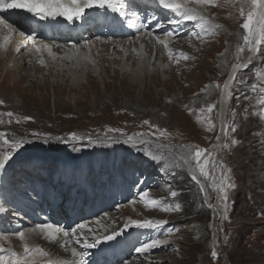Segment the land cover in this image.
I'll return each mask as SVG.
<instances>
[{
    "label": "rangeland",
    "instance_id": "obj_1",
    "mask_svg": "<svg viewBox=\"0 0 264 264\" xmlns=\"http://www.w3.org/2000/svg\"><path fill=\"white\" fill-rule=\"evenodd\" d=\"M178 2L186 4L193 14L208 21L205 25L207 33L199 27L198 20H186L180 13L177 17L180 22L192 24L189 33L171 35L167 39L166 49L158 43V39L168 38L164 33L167 29L159 25L155 28L157 33H153V29L144 24L141 35L133 38L138 39L137 44L133 40V45L127 42L129 45L114 50L131 48L136 55L129 58L130 62L115 58V53L110 57L109 53L104 52L102 57L99 53L98 69L95 70L90 57L81 53L84 57H80L77 68L80 73L75 72L77 75L66 72L63 68L66 61L61 57L54 64L56 71L43 60L41 64L39 58L35 65L45 73L27 81L23 80L22 76L26 74L22 72H9V76H2L3 72L0 71V101L3 102L0 103V133L3 134L0 135V158L5 154L11 156L6 168L0 169V182L3 183L1 178L6 182L3 188L2 185L0 187V195L11 194L13 190L16 196L4 203L5 208H14L21 202V208L30 211L23 214L18 212L19 209L17 212L6 209V225L11 230L0 233V246L3 238L8 239L33 227L35 219L42 221L41 225L48 224L40 218L45 211L34 209L31 207L33 203L23 199L24 196L33 195L29 186L35 183L29 169L36 165L35 169L44 174L43 185L38 192L40 189L48 192L56 197L59 204L66 202L64 210L70 223L62 220L53 226L71 231V227L77 228L80 224L88 223V220L92 224L95 220L101 221L93 224L96 226L94 232L85 231L91 237L84 239L87 242H94L95 233H100V237L105 235L100 229H108L112 219H115L119 230H130L132 235L127 238L128 242L135 237L134 245L129 246L134 253L132 255L138 259L139 256L154 258L150 264H167V257L173 260L172 264H264V105L260 103L264 100L261 93V89H264V44L259 46V51L254 43L246 45L243 41L245 31L241 26L247 13L252 11L251 0H213L212 4L197 3L196 0ZM103 10L117 13L111 9ZM127 11H130L129 6L119 13ZM91 12L87 11L85 17L102 14L100 9L94 11L93 15ZM159 19L151 17V22L156 24ZM253 27L258 25L254 23ZM112 32L109 26L105 29L97 25L78 38L83 42L82 39L93 35V39L83 42L91 45L99 36L108 41L107 33ZM129 33L132 36L135 34L134 31ZM142 35L146 36L143 38ZM32 37L39 39L35 34ZM130 39L126 38V41ZM141 39H151L157 48L171 51L172 56L164 53L160 58V53L150 43V50L154 48L150 71H146L139 81L138 77L130 75L133 72L136 74L131 65L134 66L136 59L139 60L137 47L139 50L141 46L145 47L144 42L140 43ZM60 44L64 48H73L77 39ZM98 47L106 48L102 45ZM241 47L244 48L243 52H239ZM59 53L62 56L64 52ZM0 58L6 59L7 56L1 53ZM159 58L165 64L162 70L157 67ZM59 60L64 63L59 65ZM125 62H129V65ZM29 63L32 64L33 60ZM245 63L247 67L242 66ZM17 64L18 61L7 66V69L16 70L19 68ZM238 64L241 67L237 69L235 66ZM75 76L79 80L77 85ZM226 84L229 87L226 88ZM12 99L19 105L18 110L8 104ZM213 105L215 107L209 112V106ZM146 120L149 124L144 123ZM232 128L236 131H231ZM157 129L164 131L165 135L161 136ZM73 133L85 139L72 140L70 136ZM88 136H91V141L86 138ZM129 136L133 138L131 143L128 142ZM5 140L9 143H4ZM21 141L23 147L15 150L11 147L13 143ZM122 144L126 147L123 156L120 154ZM93 149L100 153L97 163H94L96 158L91 154ZM197 149L204 152L200 164L194 157ZM81 153L91 154L94 160H88V156H81ZM152 156L158 159L154 160ZM31 159L34 166L28 163ZM205 160L209 161L206 166L203 163ZM59 161H68L67 165H82V180L76 177L70 179L72 183L60 180L64 168ZM201 167L208 176L201 173ZM192 176H196L199 183ZM11 181L13 185H9ZM221 186H225L228 196L226 212L221 199ZM53 188H56L55 191ZM172 192H176L175 197ZM33 199H36V195ZM152 200L156 201L155 206ZM177 204L180 210H176ZM132 205L157 222V225L154 224L156 227L147 231L137 227V232L135 226L129 225L130 214L126 212ZM53 207L50 203L46 209L50 213ZM165 208L171 210L165 211ZM15 214L18 218H15ZM160 221L166 223L159 224ZM60 237L63 241L64 237ZM74 237L73 240L77 236ZM156 239L165 243L144 253L136 251L143 244ZM11 240L13 250L18 253L16 248L19 244L13 237ZM120 247L123 251L129 250L127 245L123 247L121 244ZM103 248L100 247L101 251ZM213 251L217 252L215 258L211 255Z\"/></svg>",
    "mask_w": 264,
    "mask_h": 264
},
{
    "label": "bare ground",
    "instance_id": "obj_2",
    "mask_svg": "<svg viewBox=\"0 0 264 264\" xmlns=\"http://www.w3.org/2000/svg\"><path fill=\"white\" fill-rule=\"evenodd\" d=\"M139 1H141V3ZM148 3H149V0H123V5L124 6L128 5L129 8H130V12L123 13V14H127L128 17L126 18V21L124 23L120 22L119 24L117 22L118 21L117 19H115V18H113L111 16H109V17L108 16H104L103 14H101L98 17H92V16L91 17H85V15H84L82 17L83 19H81V21H79V22L64 21V20L61 19V17L49 18V20L47 22H45L43 20L40 21L39 17H37V16H35V15L31 14V13H30V15L33 18H35L36 20H39L38 23L32 24V20L30 18H24L25 21H27L29 19L30 23H27V24L23 23L22 24L21 21L14 20L12 14H9L5 10H2V11H0V20L4 21V24H0V33H3V34L0 35V49H1L0 50V54L4 53V56H7L6 59H1L0 58V71L3 72L2 76L3 75L9 76V72L12 73V72L18 71V73L22 72V73L26 74V76H24V75L22 76L24 81L30 80V78L33 79V78H35V76L37 78L38 76L42 75V72L45 73V71H42L40 66L35 65L36 61H38L39 58H40V61L43 60L44 62H47V65L48 66L51 65L53 67V70H55V68H54L55 65L54 64L58 61L57 59L59 57H61L62 60H65L66 63H64V61L62 62V60L61 61L59 60L60 62L58 64L62 65L64 63L63 64V68L66 70V72H70L73 75H77V73H75V72H78L77 68H78L80 57H82V58L84 57V56L81 55V53H83V54L85 53V54H87L90 57V59L92 61V64L96 68L95 70L98 69L97 60H98L99 53H101V57H102V54L104 52H106V54L109 53L108 57H110V54L114 55V53H115V56H114L115 58L116 57L120 58L121 61H123V59L127 60V61L129 60V62H130L129 58H131V57L133 58V56L135 57V55H136L135 51L132 52L131 48H128V47H126V49L124 48L122 50L119 49L117 52H114V50L116 48H120L121 46L124 47V46H127V45L131 44L132 41L134 40L133 39L134 36L140 34L141 31H143V29L145 27H147V26L144 27V23L139 21L140 18H142V17L138 18L136 13L139 12V15H140L142 12H144L143 10L146 9L145 7H146V5ZM138 7H141V8L139 9ZM8 10L11 11V12L16 13L17 15L29 14L26 10H22V9H8ZM96 10L97 9H93L92 10V12H91L92 15H93L94 11H96ZM87 11H89V10H86L85 13ZM145 12H147V11H145ZM13 24H16V25L14 26ZM69 24H71V25H69ZM43 25H47L51 30L53 29V31H48L47 30L46 32L41 33V35L39 36V39H36L34 37L35 40L31 41L29 37H30V34L32 33V30L33 31L34 30H38V29L41 30V27ZM97 25H101L105 29L108 26L110 27V30H112L113 32L110 33V34L107 33V38H109V40L108 41L102 40V36H99L98 40L91 42V45H90V43L89 44H84L83 42L86 39H89V40H90V38L93 39L92 38L93 35H91L90 38H84V39H82L83 42H80L81 39L78 38V37H80L82 35L83 36L86 35L88 32H90L91 29L95 28ZM121 25H122V27H115V26H121ZM64 30H71V32L70 33H65ZM129 31H134L135 34L132 36V35H130ZM144 31H146V30H144ZM157 31L158 30H156L155 32H157ZM144 36H146V35H144ZM144 36H143V38H144ZM169 37L170 36H168V38H166V39L164 38V39L167 41V39H169ZM34 38H32V39H34ZM126 38H128V39L132 38V39L126 41ZM71 39L72 40H76L77 39V44L75 46H73V48H71L72 46H70V45H69L70 48H64L60 44V43L66 42V41L71 40ZM151 39L145 40V41L143 39H141L140 43L144 42L145 43V47H144V45L141 46V50H139V48L137 47V51H139V53L137 52V54H138L137 58H139V60L137 61V59L135 58L136 62L134 63V66L131 65V68H134V70L136 71L135 72L136 74H134V72L133 73L131 72L132 74L130 76L138 77V80H139V78H143L142 76L143 75L145 76L146 71H148L149 67H151L150 66V59L153 58V56H154L153 55L154 54L153 53L154 52V48L152 50H150L152 45L155 46V49H156L157 53L158 52L160 53V55H161L160 58L163 57L164 53H169V51H167V50H162L161 48H157L156 47V43H153L151 41ZM137 40H138L137 38H136V40H134L136 42V44H137ZM171 41H173V40H171ZM127 42H129V44ZM122 43H124V44H122ZM140 43H138V44L140 45ZM150 43H151V46H149ZM167 43H168V41H167ZM45 44H47L51 48V55L49 54L47 49L43 48V45H45ZM18 45L21 46L19 52L16 51V48H17ZM65 45H67V44H65ZM98 45H102V47H106V48L98 49L99 48ZM131 45H133V44H131ZM134 45H135V43H134ZM8 46H10L9 49H7ZM36 47H40L41 51L37 52L35 50ZM144 48H145V52H143ZM132 49L134 50L133 47H132ZM207 50H209V48ZM9 52H10V54H8ZM59 52H61V53H59ZM58 53L59 54L63 53V55L59 56ZM33 54H34V58H33ZM200 54H202V53H200ZM57 55H58V57H57ZM144 55H145V57H144ZM91 56H93V57H91ZM18 57H19V59H18ZM125 57H127V59H125ZM160 58H159V61H158L159 64H157L158 66L157 65L156 66L162 70V68L165 67V64L163 63L162 59H160ZM31 60H33L32 64L29 63V62H31ZM83 60L85 61V59H83ZM17 61L19 62V64H17L16 66H19V68H17L16 70L7 69V66L14 65L15 63H17ZM74 61H75V63H74ZM132 61H134V60H132ZM129 62H125V64L127 63V65H129ZM181 65H183V64H181ZM205 65H207V64H205ZM145 68H147V69H145ZM58 69H60V68H58ZM143 69H145V70L143 71ZM44 70H46V68ZM78 73H80V72H78ZM75 78H76V81H74V82H75V85H77L79 80H78L77 76H75ZM134 79H137V78H134ZM34 81H36V80H34ZM75 85H74V87H75ZM86 91H88V90H86ZM29 101H31V100H29ZM9 102H10V103H8L9 105L11 104L12 107L15 108V110H18L17 108H19V105L16 104L17 102L14 99H12ZM64 106L66 107V105H64ZM13 112H14V110H13ZM5 137H8V136L5 135ZM121 146H122V151L120 152V154H121V156H123L122 154H124L123 151H124V149H126V147H124L125 145H123V144ZM138 146H141V145H138ZM136 148H137V146H136ZM91 154L96 158V161L94 160V157ZM91 154H85L84 155V154L81 153V156H88V158H89L88 160L93 159L94 163L95 162L97 163L99 161L98 158H99V154L100 153L96 149H93ZM28 163L32 164V166L35 165L33 159H31ZM66 163H68V161L67 162H60L59 161L60 166L62 168H64L63 169V175H61V177H59L60 180H63L65 183H67V182L72 183V181L70 179L73 180V178H75V177L82 180V176L84 174L83 166L80 165V164H76V165L68 164L67 165ZM35 167H37V166L35 165L33 167V169H29V171L31 172L29 174L32 175V179H33L35 185H37V186H35V185L29 186L31 188L29 190L32 191L33 195L32 196L31 195L24 196L23 199L33 203L34 205H31V207L33 206L34 209L40 210V211L44 210L45 211V215L41 216L40 218H41V220H46V222H48V224H54L55 222L58 223L59 221H62V220L69 221V222H66V223L69 224L70 223V218H69V216L66 214V212L64 210V208L66 206V202H64L62 204H59L56 201V199H55L56 197L52 196L48 192H44V190H42V189H40V191L38 192L39 188H41L42 185H43V179L42 178H43L44 174L42 172L39 173L38 172L39 170L35 169ZM66 169H69L68 172H64ZM41 175H42V177H41ZM59 178L57 179V181H59ZM1 180H2L3 183L0 182V187L2 185L1 188H3L5 186V184H6V182L2 178H1ZM57 181H55V182H57ZM29 183H31V181ZM9 185H13L12 181H11V183H9ZM55 189L56 188H53V191H55ZM9 191H11V190L9 189ZM13 193H14V191L12 190L11 194L8 193V194H5V195H0V198L2 199V202H1L2 204H0V233L2 231L11 230L10 229L11 227H7V225H6L7 217H8V214L6 213V209L9 210V211L10 210H15V212H17V209H19L21 211L18 210V212L19 213L23 212V214H26V212H30V211H28V208H26L25 206H23V207H25L26 209L21 208L22 205H23V204H21V202H20L19 206L18 205L13 206L14 208H10V207H6L5 208L4 205H6V204H4V203L5 202H10L11 198L16 196V195H13ZM34 194L36 195V199H33L35 197ZM97 199L99 200V198H97ZM50 203H52L56 207V210H55V207H53V209L50 210L52 212L49 213V210H47L46 208L49 207ZM79 203H81V201ZM56 204H57V206H56ZM77 204H78V202L76 203V205ZM2 205L4 206V208H2L3 207ZM30 210H32V209H30ZM61 212H64V214H60ZM126 213L130 214L129 218H128V221L129 220H136V221L143 222V221H146V220H151L149 215L143 213L142 209L138 208L135 205L130 206ZM14 216L16 218L18 215L15 214ZM83 217H84V215H83ZM40 218H39V220H40ZM34 221L35 222L32 224L33 227H31L30 229L22 231L23 233H25V238L23 240H21L18 235H11V237H13V239L16 240V242L19 244V246H17L18 249L16 248L18 253L13 250L14 247H12V244H11V243H13V242H11L12 241L11 237H9L8 239L7 238H3V242H2V244L0 246V259H2L4 261H7L8 264H14V262H19V264H48L49 261H51L52 264H81L82 261H83V264H86V260L84 259V256L86 257V255H88V253L85 254V253L81 252V250L83 249L82 244L76 243V239H77V237H79V239L81 241H86L84 239H86L88 237L91 238L90 236H88L85 233V231L89 232L88 229H91V232H94V230H95L94 228H96V226L93 225V224L98 223V222L100 223L101 221H99V220L96 221L95 220L93 222V224H92V223H90L92 221L88 220L87 221L88 223H85V225H86L85 229H78L77 228V237L76 236H75L76 238L74 237L75 240H73L70 230H68V232H69V236L68 237L64 236V234H63L64 231L62 230L61 232L56 234V238L53 240L50 237H48L45 232H41V230L39 229L38 226L41 225L40 222L42 223V221L38 222L36 219ZM98 225H100V224H98ZM151 227L155 228L156 226L153 225ZM151 227H143V229H144V231L145 230L147 231L148 228L151 229ZM104 228L103 229L101 228L100 232H103V234H105V235H101V237L99 235L100 233L99 234L95 233L93 235L94 236L93 237L94 240H96L97 238H100V240H101L100 244L104 245L103 250L101 251L100 247H97V246L94 247V248H91V249H87L89 251H93L94 254L95 253L99 254L98 256L94 257L95 260H92L93 264H97L98 262H100V260H102L103 257H104V260L107 262V264H108V262H116V263H119V264H126V263H128V264H150V262H153L155 260L154 258L150 259V257H144V256H139L140 258L138 259V257H134L132 255L134 253H133V251L131 250V248L129 246H133L134 245V243H135L134 238L135 237L130 239V242H128V240H125L123 242L122 237L124 235H117L115 237V239H113L114 241L113 240H108V241L103 240L104 236L111 235L113 232H116V231H118L120 229V228L117 227V221L115 219H112V224L110 225V227L108 229H104ZM135 228H136L135 230L138 232V228L136 226H135ZM71 229H72V227H71ZM113 230H116V231H113ZM61 235L64 237L63 241H62V238L60 237ZM130 235H132V234H129V236ZM121 244H122L123 247L127 245V248H129V250H125L124 249V251H123V249L120 247ZM25 245H27L28 248L30 250H32L31 254L25 252V250H24L25 249ZM108 246H110V247L108 248ZM37 247L42 249V250H44V252H46L47 255L46 256H41L38 253H36L34 250ZM73 249H76V252L77 253H82V255H79V254L74 255L73 254ZM165 261H166L167 264H172L173 260L171 258L167 257V258H165ZM158 264H161V263L159 262Z\"/></svg>",
    "mask_w": 264,
    "mask_h": 264
},
{
    "label": "snow or ice",
    "instance_id": "obj_3",
    "mask_svg": "<svg viewBox=\"0 0 264 264\" xmlns=\"http://www.w3.org/2000/svg\"><path fill=\"white\" fill-rule=\"evenodd\" d=\"M118 2L120 6H118ZM197 3H203V4H212L213 0H196ZM158 3L163 6L166 9H171L174 12H181V14L184 16L186 20L190 21H200L199 27L204 31L205 33L208 32V29L205 27L207 25L208 21L202 17V16H197L192 13V10L188 9L186 7V4L178 2V0H158ZM251 5H252V11H249L247 13L246 20L244 23L241 25L242 28L245 31V35L243 36V41L246 45H252L253 43L257 46L256 50L259 51V46L264 44V0H251ZM123 8L122 2L120 0H0V11L2 10H8V9H22L26 10L28 13H31L35 16H39L41 19H48V18H57V17H62L67 21H74L75 19L82 18L85 14L86 10H93V9H111L113 12H121ZM183 10V11H181ZM241 15H243V9H241ZM256 23L258 27L254 28L253 24ZM0 24H4V21L0 20ZM218 27V26H217ZM258 37V38H257ZM158 39V38H157ZM158 43L162 44L166 49L168 48V43L166 40H159ZM21 46H17L16 51H20ZM44 49H47L49 54L51 55V48L45 44L43 45ZM35 50L37 52L41 51L40 47H36ZM249 50H253L249 48ZM244 48L241 47L239 49V52H243ZM172 53L169 51V56L171 57ZM181 55L184 56L185 59H187V56L181 53ZM251 60H249V63ZM41 64H43V61H40ZM243 67H247L248 64L245 63L242 65ZM237 69L241 67V65H236L235 66ZM234 78V76H233ZM225 87H229L227 84ZM261 93L264 94V89H261ZM229 96L232 95L231 92L228 93ZM0 103H3L0 101ZM260 103L264 105V100H261ZM215 106H209L208 111L211 112ZM7 115L11 116L12 113H8ZM26 119H29L26 117ZM145 124H149V121H144ZM109 131H118L114 129H109ZM157 131H160L157 129ZM231 131L235 132L236 129L232 128ZM0 135H3L0 133ZM35 136H39V133H33ZM160 135L163 136L165 135L164 131H160ZM89 141H91V136L86 137ZM58 140H61V138H57ZM70 139L72 140H82L85 139V137H78L76 136L75 133L71 134ZM133 138L131 136L128 137V142H132ZM4 143H9L8 140H5ZM235 143V141H233ZM11 147L15 149H19L23 147V141L19 143H13ZM224 147H227V145H224ZM204 155V152L197 149L194 153L195 160L197 161V164H200L201 162V157ZM152 159H158V157L152 156ZM11 159V156L8 154H5L3 158H0V169H5L7 162ZM204 165L206 166L209 161L205 160ZM201 173L204 176H208V173L204 171V167L200 168ZM192 179L195 180L197 183H199V180L197 179L196 176H192ZM201 190L203 191V186L201 187ZM220 191L223 193L221 199L222 202L224 203V210L225 212L227 211V200L228 196L225 191V186H221ZM147 196V193L144 194ZM172 196H176V192H172ZM132 203H135L134 201ZM152 205H156V201L152 200L151 201ZM165 211H169L171 209L165 208L163 209ZM176 210H180V205H176ZM227 218V217H225ZM157 222H154L152 220H146L143 222L136 221V220H129L128 224L136 227H151ZM166 221H160L159 224H164ZM41 232H45L48 237L51 239L56 238V234L61 232L62 229L53 226L52 224H42L38 226ZM78 229H85L86 225L85 224H80L77 226ZM77 228L71 229V234L72 236H77ZM91 231V229H88ZM65 237L69 236L68 231L63 232ZM119 235L117 232H113L111 235H107L103 237V240L108 241V240H113L115 237ZM18 236L21 240L25 238V233L20 232L18 233ZM101 242L100 238H97L94 242H87V241H81L79 237L76 239V243L82 244V247L84 249H91L96 247L99 243ZM165 243V241L156 239L152 240L150 243H145L143 244L142 247H139L136 249L137 252L139 253H144L147 250L157 247L161 244ZM25 252L31 254L32 250L28 248L27 245H25ZM36 253H38L41 256H46L47 253L44 252V250L40 248H36L34 250ZM73 254L74 255H82V253H77L76 249H73ZM212 257L215 258L217 256V252L213 251L211 253ZM0 264H8L7 261H4L0 259ZM14 264H19V262H14ZM48 264H52L51 261L48 262ZM83 264V261L81 262Z\"/></svg>",
    "mask_w": 264,
    "mask_h": 264
}]
</instances>
